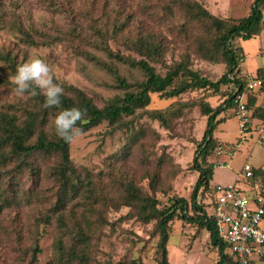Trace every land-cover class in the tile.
Wrapping results in <instances>:
<instances>
[{
    "label": "trees",
    "instance_id": "trees-1",
    "mask_svg": "<svg viewBox=\"0 0 264 264\" xmlns=\"http://www.w3.org/2000/svg\"><path fill=\"white\" fill-rule=\"evenodd\" d=\"M111 7L108 13L101 11L84 36L89 43L86 56L106 70L116 90L102 105L54 77L64 89L60 107H44L39 90L35 96H17L11 77L25 57L0 47V84L15 93L12 100L0 101V249L14 252L13 264H38L40 239L50 227L48 264H98L100 243L107 227L113 226L109 212L127 208L126 218L152 225L151 235L158 237L156 264H171L166 244L175 219L208 233L218 255L216 264H234L201 201L208 195L206 205L213 204L214 162L208 159L223 145L214 136L217 126L236 116V90L245 94L254 126L264 125V103H257L259 96L264 98V69L252 77L244 75L243 50L237 42L264 31V0H253L248 15L238 20L218 16L198 0H118ZM3 13L0 5V28L4 22L13 23V34L22 45L48 47L54 42L43 33L33 36L16 21L6 22ZM196 60L224 65L225 72L211 80L192 69ZM251 79L261 81L257 90L247 89ZM195 91H209L221 102L212 107L201 97L174 101L164 109L148 108L151 94L169 100ZM72 107L85 112L77 122L82 131L65 142L55 135L52 121L60 110ZM194 109L206 117V129L191 165L198 177L190 206L175 195L162 205L157 194L168 196L176 170L169 167L167 156L150 155L146 137L153 131L138 120L156 121L173 131L176 121ZM100 129L105 131L95 134L98 145L90 154L105 155L95 165L88 155L76 156L74 146L79 137ZM113 138L116 145L106 154L103 146ZM252 172L251 183L264 187L263 168L253 167ZM116 264L143 262L128 253Z\"/></svg>",
    "mask_w": 264,
    "mask_h": 264
},
{
    "label": "rangeland",
    "instance_id": "rangeland-1",
    "mask_svg": "<svg viewBox=\"0 0 264 264\" xmlns=\"http://www.w3.org/2000/svg\"><path fill=\"white\" fill-rule=\"evenodd\" d=\"M198 1H201L212 13L232 20L247 16L253 2V0ZM116 2L118 0H0L6 22L16 21L33 36L43 33L55 39L48 47L30 48L22 45L15 38L14 30L11 28L13 23L4 22L5 26L0 28V47L11 48L18 54L19 59L24 56L25 63L34 58L43 59L49 65L50 74L54 79L64 80L78 87L91 97L95 104L102 105L107 99L113 97L116 90L112 88L113 82L106 70L86 56L89 43L84 36L89 34V26L96 25L101 11L108 13ZM237 42L243 50L242 73L252 77L258 68H264V55L260 52L259 37ZM111 49L116 50V47L111 45ZM158 69L162 70L159 67ZM192 69L211 80L218 79L225 72L224 65H213L199 60L193 62ZM14 97L15 93L12 90L0 84V101H10ZM201 97H206L212 107H216L221 102L220 97L211 96L209 91L189 92L169 100L160 98L158 94H151L148 108L164 109L174 101H192ZM138 122L150 127L153 131L146 137L151 143V148H148L150 155L167 156L169 167L173 171L176 170L172 189L167 197L157 194L159 201L162 205H166L168 197L175 195L186 199L190 206L191 194L198 177L197 172L191 169V165L197 144L206 129V117L194 109L176 121L173 131H167L156 121L146 118H140ZM99 131L104 132L105 129L94 130L89 136L79 137L78 143L74 146L76 156L88 155L90 162L93 161L95 165L101 163L105 155L90 154L98 145V137L95 134ZM214 136L220 142H225L223 144L238 145V148L232 157L213 155L208 159L210 162H229V167L214 168L211 184H227L234 175L233 171L239 173L246 160L255 165H264V149L257 143L256 135L250 138L249 134H245L241 139L236 117L227 122H221ZM112 142L114 138L112 141L106 140L107 146L105 144L103 146L108 148L105 151L106 154L110 153L111 147L116 145ZM239 186L242 188L241 185ZM209 201L208 195H205L201 202L206 211L211 214V207L206 205ZM127 212V208L109 212L108 219L113 226L107 227L100 243L98 264H116L122 255L128 253L133 257H140L143 264H156L158 237L151 235L152 225H142L133 219L126 218ZM20 216L25 218L26 212L22 211ZM169 234L166 244L169 263L216 264L218 255L211 247L205 230L175 219L170 224ZM52 238V230L47 227L40 239L41 253L38 264H48ZM0 257L4 264H13L14 252L0 249ZM255 264H264V260L256 261Z\"/></svg>",
    "mask_w": 264,
    "mask_h": 264
},
{
    "label": "built area",
    "instance_id": "built-area-1",
    "mask_svg": "<svg viewBox=\"0 0 264 264\" xmlns=\"http://www.w3.org/2000/svg\"><path fill=\"white\" fill-rule=\"evenodd\" d=\"M261 81L248 80L249 90L258 89ZM236 118L240 138L253 131L256 141L264 149V125L254 126L251 113L247 109L244 93H234ZM238 145H222L216 151L217 156L232 157ZM214 168L226 167V162H214ZM253 167L244 163L238 176V183L216 185L211 206L219 238L226 244L234 264H255L264 259V187L254 184L253 194H245L239 185L252 184ZM264 172V166H263Z\"/></svg>",
    "mask_w": 264,
    "mask_h": 264
},
{
    "label": "clouds",
    "instance_id": "clouds-1",
    "mask_svg": "<svg viewBox=\"0 0 264 264\" xmlns=\"http://www.w3.org/2000/svg\"><path fill=\"white\" fill-rule=\"evenodd\" d=\"M49 65L40 58H34L30 62L20 65L11 77L14 91L17 96H35L42 92L44 107H60L61 96L64 89L53 82ZM85 112L78 107L62 109L54 117L52 125L55 135L65 142H71L81 134L77 122L82 120Z\"/></svg>",
    "mask_w": 264,
    "mask_h": 264
},
{
    "label": "crops",
    "instance_id": "crops-1",
    "mask_svg": "<svg viewBox=\"0 0 264 264\" xmlns=\"http://www.w3.org/2000/svg\"><path fill=\"white\" fill-rule=\"evenodd\" d=\"M259 37V42H260V52H261V54L262 55H264V31L263 32H261L260 33V35L258 36ZM258 69H264V68H258ZM257 69V70H258ZM256 70V71H257ZM256 73V72H255ZM255 75V74H254ZM255 90H257V89H255ZM264 98H263V95L262 96H259V98H258V105H262L263 103H264V100H263ZM233 118V117H232ZM231 118H229V119H227V120H225V122H227L228 120H230ZM249 134V137L250 138H253V137H255V133L253 132V131H250V133H248ZM218 140V139H217ZM219 141V140H218ZM220 143H222V142H220ZM223 143H225V142H223ZM222 143V144H223ZM225 145V144H224ZM224 162H226V167H229V162H227V161H224ZM244 163H249L250 165H252V167H254V168H257V167H262L263 168V166L264 165H258V164H252L250 161H248V160H246ZM243 163V164H244ZM225 168V167H224ZM233 173H234V175L232 176V178L227 182V184H231V183H238L237 181H238V176H239V174L241 173V170L239 171V173L238 172H234L233 171ZM214 185H219V184H214ZM223 185V184H222ZM254 184H245V185H242L241 184V189H242V191L245 193V194H247V195H252L253 194V188H254V186H253ZM257 185V184H256Z\"/></svg>",
    "mask_w": 264,
    "mask_h": 264
}]
</instances>
